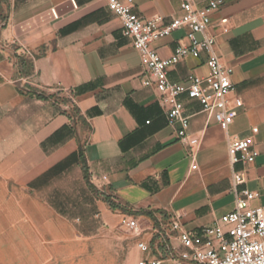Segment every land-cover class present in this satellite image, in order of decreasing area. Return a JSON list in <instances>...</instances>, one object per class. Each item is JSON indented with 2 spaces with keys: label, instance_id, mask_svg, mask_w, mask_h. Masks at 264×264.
Returning <instances> with one entry per match:
<instances>
[{
  "label": "crops",
  "instance_id": "0c3cea01",
  "mask_svg": "<svg viewBox=\"0 0 264 264\" xmlns=\"http://www.w3.org/2000/svg\"><path fill=\"white\" fill-rule=\"evenodd\" d=\"M221 1L212 25L225 17L229 32L210 33L233 69L229 97L242 107L225 131L184 98L189 132L200 139L192 161L105 1L0 0V264H62L123 214L147 226L180 214L200 230L234 209V171L245 178L239 189L259 193L252 206H264V0ZM180 3L133 0V11L168 21ZM185 34L153 47L169 58ZM207 73L201 55L170 68L168 79ZM232 137L251 139L252 165L231 166Z\"/></svg>",
  "mask_w": 264,
  "mask_h": 264
},
{
  "label": "built area",
  "instance_id": "2783aa9c",
  "mask_svg": "<svg viewBox=\"0 0 264 264\" xmlns=\"http://www.w3.org/2000/svg\"><path fill=\"white\" fill-rule=\"evenodd\" d=\"M103 1L121 20L123 36L131 40L147 76L143 84L156 90L168 126L187 147L193 161L200 139L189 132L190 117L185 115L184 98L196 101L201 111L225 131L242 107L239 97H229L234 91L233 69L222 63L216 38L210 33L212 27L224 34L229 32L227 18H220L214 26L211 21L222 1L211 0L205 7H198L191 0H180V14L168 21L160 15L142 19L133 11V0ZM70 4L77 8L75 0H70ZM50 16L52 20L60 17L56 8L50 9ZM179 30L186 31V43L179 42L169 58H162L153 44ZM201 55L206 57L207 75L189 74L184 83L168 79L170 68L188 57ZM68 98L72 101L70 94ZM256 132L257 128H252V133ZM257 156L250 138H228L232 167L252 165ZM232 180L234 209L200 230H189L180 214L155 221L148 219L150 226L143 225L136 215L123 214L120 226L133 235L141 254L136 264H264V206H252L260 195L239 189L245 183L242 172L234 171ZM144 235L149 237L144 239Z\"/></svg>",
  "mask_w": 264,
  "mask_h": 264
},
{
  "label": "rangeland",
  "instance_id": "374dc122",
  "mask_svg": "<svg viewBox=\"0 0 264 264\" xmlns=\"http://www.w3.org/2000/svg\"><path fill=\"white\" fill-rule=\"evenodd\" d=\"M135 242L133 235L120 225L109 227L88 239L84 251L62 264H136L140 253Z\"/></svg>",
  "mask_w": 264,
  "mask_h": 264
},
{
  "label": "trees",
  "instance_id": "16d2710c",
  "mask_svg": "<svg viewBox=\"0 0 264 264\" xmlns=\"http://www.w3.org/2000/svg\"><path fill=\"white\" fill-rule=\"evenodd\" d=\"M103 199L108 203L111 208L115 209L117 207L110 197L103 196Z\"/></svg>",
  "mask_w": 264,
  "mask_h": 264
}]
</instances>
